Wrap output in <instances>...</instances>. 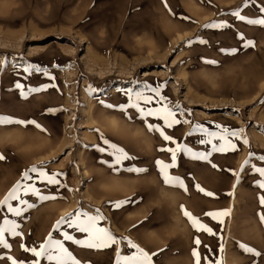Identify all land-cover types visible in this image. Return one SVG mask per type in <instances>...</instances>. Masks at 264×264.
<instances>
[{
  "label": "rangeland",
  "instance_id": "obj_1",
  "mask_svg": "<svg viewBox=\"0 0 264 264\" xmlns=\"http://www.w3.org/2000/svg\"><path fill=\"white\" fill-rule=\"evenodd\" d=\"M262 9L264 0H0V200L19 182L27 202L10 201L24 209L20 216L0 205V225L14 221L22 233H5L10 247L0 245V264H54L24 247L39 250L49 233L87 239L66 223L56 228L77 211L102 215L98 226L121 241L102 249L64 241L80 264H115L117 247L121 255L134 251L125 237L152 255L153 264H195L196 237L201 264L204 257L212 264H264V189L256 183L264 178L252 170L264 167V26L248 23L264 19ZM28 64L42 71L26 74ZM146 85H162L167 100L159 102ZM129 89L153 96L151 104L138 101L140 107L167 104L181 123L167 128L154 117L145 122L135 107L121 109ZM146 123L164 127L193 153H211L207 160L177 154L168 171L183 187L165 184L156 165L171 163L170 153L158 149L175 144ZM196 125L208 132L242 129L239 139L229 137L238 150L213 152L221 141L193 132ZM112 144L130 158L115 163ZM41 170L60 183L42 181ZM27 185L55 199L25 194ZM223 210L230 215L222 224L205 215ZM184 211L216 234L196 231Z\"/></svg>",
  "mask_w": 264,
  "mask_h": 264
},
{
  "label": "snow or ice",
  "instance_id": "obj_2",
  "mask_svg": "<svg viewBox=\"0 0 264 264\" xmlns=\"http://www.w3.org/2000/svg\"><path fill=\"white\" fill-rule=\"evenodd\" d=\"M167 7V4H165ZM264 11V9H262ZM233 16L239 17L241 20H245L246 17L242 16L239 12H233ZM248 23L250 24H259L264 26V19H256V20H249ZM225 24L222 23H211L208 25H205V27H224ZM241 39H243V36L241 34ZM201 43H205V41H200ZM249 44L252 42L249 41ZM23 71L26 74H32L33 72H40L42 71L39 67H36L34 65L28 64L23 67ZM47 75L48 73H44ZM53 87L55 85H52ZM17 88L23 89V85L17 82L16 84ZM47 87V86H45ZM146 87L155 94V96L158 98L159 102H163L167 100V97L160 95V88L162 85L157 86L155 88H152L151 86ZM40 89H29V91H39ZM22 95H26V93L22 92ZM127 95L129 97V104L128 105H122L120 106L121 109H124L125 107H135L139 113L140 116L145 122L147 121L148 117H154L159 120H162L164 123V126L167 128H172L175 125H178L181 123V120L177 119V114L175 111H173L171 108L167 106V104H163L162 107L159 108H142L140 107V104L138 101H143L145 104H151L153 102V96H145L140 92H133L131 89L127 91ZM108 107H112V105H108ZM178 107V106H177ZM10 120V118H8ZM5 122V118L0 117V123ZM19 123H24L23 121H19ZM184 123H189V121H184ZM39 127V125H37ZM146 127L149 132H158L160 137L165 142H171L172 144H175V147H164L158 149L161 152H167L171 155V163H165L163 160H156V165L158 167V170L164 180L165 184H172V185H179L183 187V180L178 176H172L169 174V169L174 168L177 166V154L178 153H186L191 155L195 159H204L207 160L208 156L211 153H193V150L189 148L185 144L177 143L176 140L166 134L165 128L161 127L157 124L152 123H146ZM217 127H221L217 125ZM201 132L205 133L207 136L211 138L218 139L221 141L219 146L216 144H212V139H201L199 142L201 144H212V151L213 152H228V151H237V145L233 143L232 140L229 139V137H234L239 139L240 133L243 131L240 130H234L229 129L227 127H221L220 132H208L206 128H204L202 125H196L193 128V132ZM192 133L190 132L189 135ZM105 143H108V141H105ZM244 144H248V140H243ZM110 147L114 150L113 155L115 157V163H120L121 160L130 158L128 157V154L124 152L122 148H119L117 145L112 144ZM101 151H104V149H100ZM254 155V153H249V156L251 157ZM0 159H3L2 156H0ZM260 161H264V156L259 157ZM249 160H245L244 164H249ZM213 167H216V165H213ZM243 169V166H242ZM252 170L256 173H259V176L261 178H264V167H257L256 165H252ZM32 172H36L37 169L33 167L31 169ZM129 171H137L142 172L146 171L145 169H129ZM25 179H30L28 176V173L25 172L24 174ZM234 175H237V178L239 179V175L237 173H234ZM39 178L42 181H46L48 184H59L60 182L56 179V174L49 175L47 172L40 171L39 172ZM257 185L260 189H264V179H259L256 181ZM197 188L199 191L204 192V189L200 188L199 185H197ZM24 192L27 194L28 192H32L35 195L40 196L39 190L34 187V185H27L24 187ZM20 191V184L19 182L17 185L8 193V195L3 199L0 200V205H6L7 211L13 213L16 216H20L24 209L19 207H13L10 201L18 200L20 204H27L26 201L22 200L19 196ZM205 195L207 196H213L214 194L212 192H205ZM41 200H49V199H55V197L52 196H40ZM259 202L261 206H264V196L259 197ZM28 207H32L33 205H27ZM117 207L120 206V204L116 205ZM97 213H99V209H97ZM184 215L189 219L192 227L196 231H204L207 232L209 235H215L216 233L213 232V230L208 227L207 225L200 222L199 218L193 216L190 212L184 211ZM206 216H210L214 220H218L219 223H223V217L230 215V210H223V211H217V212H206ZM81 216L84 217V219H81ZM104 217L102 215H89L88 213H81L80 211H77L75 216L69 215L67 218L62 217L60 220L56 222V228L58 229L61 224L66 223L69 228H75L77 231L81 233H87L88 238L85 240H74V237L70 235L68 232L63 233V240L59 239H53L52 233H49L46 240L39 245V250L37 248L33 247L31 249L24 247L25 251H31L33 255L37 258L39 257H46V259L50 262H54V264H80V261L77 260L71 252L68 251V249L64 245V241H74V243L79 244L83 247L92 248V249H102V248H110L112 245H119L120 239H118L115 235L112 234V232L104 227H99L98 222L103 220ZM261 222H264V214H260ZM18 228V225L14 221H9L7 219L4 220L3 225H0V245H2L5 248H9L10 245L7 243V241L4 239V235L6 232L10 233L12 236L20 237L22 236L21 232H18L16 229ZM127 240V246L130 249H134L131 254L128 255H121V250L119 247L116 248V259L115 264H153L152 261V255H150L147 251H145L144 248L140 247L138 244L134 243L131 239L123 238ZM194 244L198 246L201 244V241L198 237L194 239ZM207 247V246H206ZM197 248H194L192 251V255L195 258V264H201V256L197 250ZM223 246H221L222 250ZM247 251L250 253L255 252L253 248H247ZM255 255H260L259 252H255ZM11 259V258H10ZM204 260L207 261V264H212V261L208 259V257H204ZM12 264H25L23 261H16L15 259H12ZM31 264H39V259H36L31 262ZM217 264H220L218 261Z\"/></svg>",
  "mask_w": 264,
  "mask_h": 264
}]
</instances>
